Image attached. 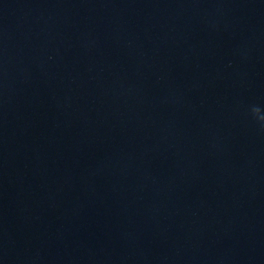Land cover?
<instances>
[{"label": "water", "instance_id": "95a60500", "mask_svg": "<svg viewBox=\"0 0 264 264\" xmlns=\"http://www.w3.org/2000/svg\"><path fill=\"white\" fill-rule=\"evenodd\" d=\"M260 117L264 0H0V264H264Z\"/></svg>", "mask_w": 264, "mask_h": 264}, {"label": "clouds", "instance_id": "9594fccd", "mask_svg": "<svg viewBox=\"0 0 264 264\" xmlns=\"http://www.w3.org/2000/svg\"><path fill=\"white\" fill-rule=\"evenodd\" d=\"M252 111L254 114L259 115V112H260L259 108H253ZM260 119H264V117H260Z\"/></svg>", "mask_w": 264, "mask_h": 264}]
</instances>
